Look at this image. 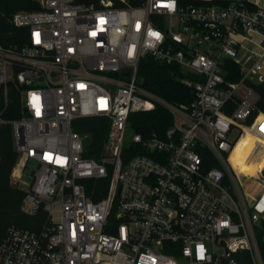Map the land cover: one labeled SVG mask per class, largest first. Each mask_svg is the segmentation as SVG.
Masks as SVG:
<instances>
[{"label":"built area","instance_id":"2783aa9c","mask_svg":"<svg viewBox=\"0 0 264 264\" xmlns=\"http://www.w3.org/2000/svg\"><path fill=\"white\" fill-rule=\"evenodd\" d=\"M10 24L19 34L0 44V86L16 85L21 108L11 177L27 186L22 213L43 219L5 230L0 264H264V205L229 163L241 136L264 139V114L250 119L264 82L260 0H41ZM146 57L176 67L192 99L141 86ZM156 108L170 125L133 133L123 158L130 115ZM84 118L108 123L97 159L84 156Z\"/></svg>","mask_w":264,"mask_h":264},{"label":"trees","instance_id":"16d2710c","mask_svg":"<svg viewBox=\"0 0 264 264\" xmlns=\"http://www.w3.org/2000/svg\"><path fill=\"white\" fill-rule=\"evenodd\" d=\"M76 1L88 3L91 0ZM23 9L38 10V0H0L1 45L9 46L17 43L19 31L11 26L10 17L14 11ZM178 76L179 71L176 67L156 63L150 57H146L139 67V82L141 86L175 104L192 99L190 90L178 81ZM254 88L258 95V100L250 119L258 113L264 114V82L255 85ZM20 116L21 108L18 88L15 84L10 83L7 85L6 92H4V88L0 86V237L10 226L36 231L43 219L42 212L35 216H27L22 213L20 207L24 192L11 181V173L17 163L18 154L13 147L9 121ZM129 123L135 132L143 135L151 131L163 132L170 125V116L165 110L156 108L149 112L131 114ZM75 125L79 133L88 135L84 156L97 159L106 139L107 121L103 118H84L78 119ZM249 136L250 134L241 136L238 142L235 153L239 161L242 157L239 148L243 146V141ZM134 148L132 145L126 148L123 158L126 153H132ZM262 174L264 178V172ZM99 184L104 186L105 181H101ZM262 233H264V221L262 222ZM260 247L264 257V241H260Z\"/></svg>","mask_w":264,"mask_h":264},{"label":"rangeland","instance_id":"374dc122","mask_svg":"<svg viewBox=\"0 0 264 264\" xmlns=\"http://www.w3.org/2000/svg\"><path fill=\"white\" fill-rule=\"evenodd\" d=\"M40 1L41 0H38V4H39V7H40ZM262 6L264 5V2H261L260 3ZM18 11H25V12H33V11H36V10H18ZM14 12H17V10L16 11H14ZM13 12V13H14ZM12 13V14H13ZM263 118V117H262ZM130 124V123H129ZM127 125V129H126V133H125V139H124V149H126V148H128V147H130L131 145H132V141H131V135H133V133H135V131H134V129L133 128H131V126L130 125ZM241 138V137H240ZM240 138L238 139V141L235 143V145H234V147H233V149L231 150V152H230V154H229V163H230V165H231V167L233 168V170H235V172L237 173V175H238V177H239V180H240V182H241V185H242V188H243V190L244 191H246V188H247V184H246V181L243 179V176L244 175H246L247 177H249V178H251L252 180H255V181H259V179H261L260 178V176L257 174V173H259V172H261L260 173V175H261V177H263L262 175V171H263V169H258V170H255V169H253V167H251L250 168V166L248 167V165H243L244 163L241 161V159H240V161H239V159H238V157H237V155H236V153H235V150H236V148H237V145H238V142H239V140H240ZM232 139H235V135H233L232 136ZM259 140H261V141H263V145H264V139H260V138H258ZM244 145V144H243ZM240 151V150H239ZM241 152V151H240ZM249 152L252 154V155H257L258 154V152L256 151V150H249ZM242 153V152H241ZM262 154H263V156H264V150L262 151ZM243 163V164H242ZM39 166H38V164L35 162V161H33V160H30L28 163H27V167L25 168V170H24V173H23V176H22V181L23 182H27V183H29L30 181H31V177H32V172H34V171H36L37 170V168H38ZM249 169H251V170H253L252 172H250V171H248ZM261 170V171H260ZM244 174V175H243ZM255 174V175H254ZM253 175V176H252ZM11 181H12V183L13 184H15L14 183V179H12V177H11ZM26 185H24V184H20V189H26ZM58 214H57V211L55 212V214H54V216H57Z\"/></svg>","mask_w":264,"mask_h":264},{"label":"bare ground","instance_id":"6f19581e","mask_svg":"<svg viewBox=\"0 0 264 264\" xmlns=\"http://www.w3.org/2000/svg\"><path fill=\"white\" fill-rule=\"evenodd\" d=\"M262 120L264 121L263 118ZM243 144L244 145L239 148V150L242 152L241 161L250 167L256 169H264V156L262 154V151L264 150L263 141L250 135L247 139L243 141ZM249 150H256L258 154L252 155ZM245 194L247 195L246 192ZM247 197L251 201H254V198H250L248 195Z\"/></svg>","mask_w":264,"mask_h":264},{"label":"crops","instance_id":"0c3cea01","mask_svg":"<svg viewBox=\"0 0 264 264\" xmlns=\"http://www.w3.org/2000/svg\"><path fill=\"white\" fill-rule=\"evenodd\" d=\"M261 2H264V0H260V3ZM243 179L247 184V188L245 191L247 195L250 198H254V201H259L261 205H264V185L259 181L252 180L246 175L243 176Z\"/></svg>","mask_w":264,"mask_h":264},{"label":"water","instance_id":"95a60500","mask_svg":"<svg viewBox=\"0 0 264 264\" xmlns=\"http://www.w3.org/2000/svg\"><path fill=\"white\" fill-rule=\"evenodd\" d=\"M262 172H264V169H263V171H262ZM242 264H246V263H245V260H243V259H242Z\"/></svg>","mask_w":264,"mask_h":264}]
</instances>
